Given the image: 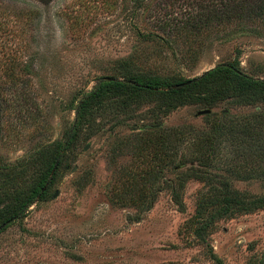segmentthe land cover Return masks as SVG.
Returning <instances> with one entry per match:
<instances>
[{
  "label": "rangeland",
  "instance_id": "374dc122",
  "mask_svg": "<svg viewBox=\"0 0 264 264\" xmlns=\"http://www.w3.org/2000/svg\"><path fill=\"white\" fill-rule=\"evenodd\" d=\"M235 58L264 78L260 0H0V209L4 192L35 182L36 150L53 152L99 77L192 78ZM128 97H112L102 126L78 133L45 194L0 232V264H264V205L252 203L264 155L247 150L264 147V101L164 112L158 93ZM222 113L256 114L259 141L229 138ZM179 126L209 133L217 152L160 167L159 134ZM213 187L241 202L220 214L204 203Z\"/></svg>",
  "mask_w": 264,
  "mask_h": 264
},
{
  "label": "trees",
  "instance_id": "16d2710c",
  "mask_svg": "<svg viewBox=\"0 0 264 264\" xmlns=\"http://www.w3.org/2000/svg\"><path fill=\"white\" fill-rule=\"evenodd\" d=\"M260 1L263 6L264 0ZM189 79L138 75L127 76L122 80L99 77L90 89L81 91L73 104L75 112L73 121L65 131L63 139L59 141L56 148L49 155L42 153L44 150L42 147L36 150V152L42 154V157L40 159L41 172L37 174L35 182L27 190L12 191L10 194L4 192L7 196L12 195L13 199L11 203H7L5 208L0 209V225L4 224L0 228V232L14 219L24 216L29 205L45 194L47 185L51 182L52 175L55 174V170L52 172L53 166L56 163L57 165L60 164L62 161L61 154L72 146L80 131L86 129L96 130L102 126L103 123L100 120L102 113L112 103L111 99L114 96H129L128 98H118L121 104L127 106L129 103L143 99L136 98V96L158 93L162 97L159 98L161 100L159 109L164 112L187 104H200L203 107H208L226 99H231L241 104L264 101V78H257L245 73L240 68L237 58L232 61L218 63L212 68L205 70L189 84L179 85ZM254 115L256 114L243 118L222 113L219 118H222L223 122L219 123L218 126H222V129L226 127L229 138L238 135L237 137L239 138L243 136L257 141L258 139L253 136V129L255 128L254 123L258 122L259 119ZM158 138L157 142H159L158 145L161 152L158 158L160 167H165L175 162L178 166L182 165L185 162L184 160L190 162L197 159L199 153L205 154L209 150L217 152L216 148L220 146L219 144L216 148H211L208 145L212 142L209 133L204 134V132L199 130L194 133L186 126L168 128L160 132ZM248 145L249 148L247 150L250 151L251 155H255L257 151L260 155H264V147L252 148L251 141H248ZM239 153V150H235V154ZM191 156L193 158L189 160ZM5 167L7 166L0 164V171ZM193 173L197 174L200 172L195 170ZM3 191H6L5 188H3ZM209 191L211 193L204 198V203L207 207L219 205L220 214L227 212L231 205L241 202L238 198L230 195L220 198L214 187L210 188ZM252 203L264 205V197L253 199ZM212 219L210 218L205 223V226Z\"/></svg>",
  "mask_w": 264,
  "mask_h": 264
},
{
  "label": "water",
  "instance_id": "95a60500",
  "mask_svg": "<svg viewBox=\"0 0 264 264\" xmlns=\"http://www.w3.org/2000/svg\"><path fill=\"white\" fill-rule=\"evenodd\" d=\"M201 74H202V73H201ZM201 74H199V75H197V76H194V77L190 78L189 80H187L186 82L180 83L179 85L182 86V85H184V84H189L191 81H193L194 79H196L197 77H199ZM175 86H176V85H175ZM224 111L227 112V109H225ZM210 112H211V109H210V108L201 109V110H199V111L197 112L196 115L199 116V115H203V114H208V113H210ZM56 166H57V163L53 166L52 171L55 170ZM57 194H58V192L55 191V193L53 194V197H56ZM2 226H4V224H1V225H0V228H1ZM263 257H264V253H263Z\"/></svg>",
  "mask_w": 264,
  "mask_h": 264
}]
</instances>
